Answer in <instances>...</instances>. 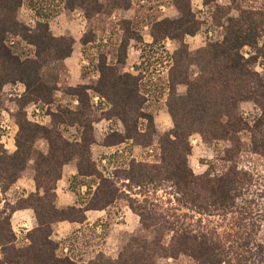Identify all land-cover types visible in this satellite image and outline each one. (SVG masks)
Masks as SVG:
<instances>
[{"label":"trees","instance_id":"16d2710c","mask_svg":"<svg viewBox=\"0 0 264 264\" xmlns=\"http://www.w3.org/2000/svg\"><path fill=\"white\" fill-rule=\"evenodd\" d=\"M237 1L231 0V4L237 7V18H228L230 8L218 7L216 0H202L203 6L212 11L214 25L222 28L224 35L221 41L190 52L183 40L186 36L196 35L201 24L196 20L189 1L173 0L177 16L156 22L151 28L154 45L165 39L181 43L172 56L173 66L168 73L166 107L173 129L160 136L158 159L152 163L132 159L124 169L120 167L110 174L107 170L99 171L96 164L90 162L80 175L92 179L97 185L95 191L91 193L88 187L89 200L83 202L78 199V205L58 210L55 207V190L61 178L60 169L74 149L89 151L95 143V124L111 119L121 122L124 136L111 134L104 141L106 146L131 141L133 146L147 149L149 145L139 143L142 137L139 121H148L147 130L153 134V119L143 113L145 99L139 91L140 78L119 75L117 68L109 65L103 55L97 59L99 79L95 86H68L65 61L72 56L74 40L67 36L55 37L47 21L49 16L43 11L39 17L44 20L37 22L35 28H28L17 18L22 0H0V91L10 84L25 86V92L17 101L18 112L15 115L18 129L16 151L9 154L0 145V190L4 194L10 192L30 161L34 162L36 184L35 194L19 199L15 204H6L0 211L3 254L0 264H154L158 257L177 260L181 256L188 257L193 264L249 262V257L244 258L241 252L248 254V247L253 245L256 237L254 233L237 236V240L232 238L230 242V238L223 241L219 234L216 238L199 229L205 217L233 215L235 210L241 211L240 207L237 208L239 202L242 206L246 202L255 205V198L248 190L254 175L252 170L242 167L241 162L248 157L264 162V102L256 101L262 95L248 97L252 86L260 87L262 94L264 92V85H261V79L264 83V7L244 8L237 5ZM64 6L71 12L75 9L84 12L87 27L79 42L85 48L97 41L94 25L97 21L111 19L116 11H129L132 3L131 0H64ZM120 32L122 56L118 63L121 64L126 60L130 41L137 38L130 30V22H121ZM13 38L34 48V57L22 58L14 54L8 46ZM246 48L248 57L243 54ZM257 65H261L262 78L254 71ZM193 66L198 69V76L191 81L189 70ZM182 86L186 88L184 96L177 93ZM90 89L102 100L98 106L106 109H96L92 105ZM57 92L76 99L78 105L74 108L58 106L56 111L48 112L50 128L28 120L25 109L29 105L50 107L55 104ZM244 102L253 103L259 110V116L252 123L238 114V106ZM4 108L5 104L0 100V110ZM61 128L80 131L81 143L66 140ZM244 134H248V142L243 141ZM193 135H199L206 145H232L224 152L223 162L227 168L218 176L211 178L209 173L201 177L193 175L188 166ZM41 140L48 144L47 154L35 146ZM150 189L155 193H169L173 203L199 217L198 226L190 222L185 227H176L177 222L167 221L154 210V206L149 208L146 195L150 194ZM41 191L43 196H40ZM118 201L127 203L131 213L138 217L144 234L130 238L116 259L98 253L86 263L77 262L71 256L79 238L72 236L63 243L52 240L54 225L84 224L86 212L107 210ZM28 209L33 211L37 227L27 236L30 245L16 249L11 217L17 211ZM247 217L250 218L251 214L244 216L245 219ZM149 235L154 236L151 242L147 240ZM165 237H169L167 245L164 244ZM227 241L229 247L225 249ZM257 247L262 253L263 246L259 244ZM229 253L234 257L229 258ZM262 259L260 264H264Z\"/></svg>","mask_w":264,"mask_h":264},{"label":"rangeland","instance_id":"374dc122","mask_svg":"<svg viewBox=\"0 0 264 264\" xmlns=\"http://www.w3.org/2000/svg\"><path fill=\"white\" fill-rule=\"evenodd\" d=\"M104 1V0H103ZM191 4L192 12L194 13L196 20L200 22V31L194 36H186L183 40L184 45L188 47L190 52H195L201 48H204L208 43H214L221 41L223 39L224 31L222 28L216 27L214 25L211 10L203 6L202 0H187ZM23 5L19 9L17 18L18 21L27 26L28 28H35L37 22H42L44 19L39 17L40 12H44L49 26L52 27L51 32L62 31L67 37L79 39L81 38L87 27V22L85 23L84 30L81 27L86 20L84 12L81 9H75L74 11H69L64 6V0H22ZM138 2H143L139 5ZM138 8L135 9V14L130 13L123 14L124 11H116L111 19L106 21H97L94 25L97 29V41L92 46H87L81 49L83 54L81 59H76V65L82 70L84 77L92 78V76L97 72V59L99 56L103 55L107 58V63L113 65L117 68V72L124 69V63H118L122 54L120 53V45L122 41V33L120 32L121 22H130V30L134 34L133 41L140 46L142 51L140 61L138 65H133L135 70H139L145 74V76L140 77L139 91L141 96L145 99V104L143 106V113L151 116L154 123L153 134L149 133L148 121L144 119L139 121V130L142 134L140 138L141 144L149 145L147 149L144 146L140 147L142 153L139 152L137 161L152 163L158 159L159 150L158 142L160 136L173 129V124L168 114L166 107V102L169 94L168 88V73L173 66L172 56L180 48L181 43L175 41V49H173L172 55H170L165 47L160 43L158 45H148L149 39L146 37L148 32H145L144 28L152 27L153 23L158 19H161L163 14H161L162 6L169 8L170 11L174 9L173 0H135ZM218 7L223 9H231L228 18H237L238 12L237 7L231 4V0H216L215 3ZM237 5L256 9L264 7V0H238ZM132 7V6H131ZM133 9V7H132ZM173 12V11H172ZM168 15V13H166ZM170 16V14H169ZM124 17L126 19H124ZM82 19V25L77 21ZM125 24H122L124 26ZM126 26V25H125ZM53 34V33H52ZM57 34V33H55ZM82 34V35H81ZM195 37V38H194ZM196 38L202 41L201 44H196ZM140 39V41L138 40ZM14 44L11 45L10 42L8 46L14 52V54L21 56L22 58H33L34 48L27 46L18 38L11 39ZM173 41V40H171ZM264 42V34L262 37V43ZM79 48V46L77 45ZM249 50L246 48L243 54L248 57ZM79 61V62H78ZM124 64V65H123ZM77 66V67H78ZM132 68V66H131ZM254 71L260 74L262 78L263 73L261 70V65H257ZM198 76V69L196 67H191L189 70V78L191 81L196 79ZM261 85L263 86V79H261ZM91 80L89 83H92ZM251 95L248 97H254V94L262 95L261 98L257 97L256 101L264 102V92L260 91V87L252 86ZM17 89L24 90L25 86L23 84H10L3 87L0 91V100L5 104V108L0 110V123L4 121L2 112H5L9 119L15 122V115L18 112L17 101L19 95L15 93ZM264 91V90H263ZM261 92V94H258ZM177 93L180 96L186 94L185 87H179ZM55 102H58L59 92L55 94ZM57 104V105H56ZM54 107H49L48 112L56 111L59 106L56 103ZM104 104V102H103ZM33 104L29 105L25 110L31 107ZM40 109L45 108L42 104H36ZM99 109H106L105 106H96ZM65 108V107H62ZM238 114L245 118L247 121L252 123L255 118L259 116V110L251 102H244L238 106ZM6 117V116H4ZM119 121V120H118ZM112 124L116 125V121ZM111 124V125H112ZM243 141L248 142V134L242 135ZM190 145L192 148L191 156L188 158V166L192 171L194 176L201 177L209 173L211 178L218 176L220 172L226 169V165L223 162L224 152L226 149L231 148L230 143H214L211 145H206L202 142L199 135H193L190 138ZM128 149V148H127ZM5 150V149H4ZM132 152V151H131ZM133 153H131L132 155ZM127 157V156H126ZM125 158V157H124ZM126 159V158H125ZM90 160V152L83 148L74 149L69 156L64 161L67 163H76L78 167L79 176L72 181V187L76 188L79 184L89 185L92 182L90 179H86L83 174L84 169L88 167ZM126 161L121 158L118 163L121 165ZM63 164V165H64ZM242 167L252 170L254 181L248 190L252 197L255 198V205H249L246 202L243 206L242 203L238 204L237 208L242 210H235L234 214H228L227 216L213 215L210 217H205L202 220V224L199 227L200 232L210 234L211 236L220 235V239L223 241L230 238H236L237 236H243L245 234L254 233V243L252 246L248 247V254L246 252H241L244 258L249 257V262L246 264H260V258H264V249L262 253L258 249L257 245L261 244L264 248V162L256 157H248L241 162ZM117 166V164H115ZM61 172V169H60ZM147 191V190H146ZM150 194L147 196V205L149 208H153L161 216L165 217L167 221L176 223V227H185L190 224L198 226L196 223L198 221V216L188 212L186 209H181L175 203H173L170 198L169 193L158 192L155 193L150 189ZM147 194V193H146ZM16 197L14 194L7 192L4 194L0 190V211L6 206V204L12 205ZM127 203L125 201H118L111 209L108 211L107 219L103 221L102 224H98L93 229H87L82 239L76 244V248H73V254L71 258L77 262H88L94 258L98 253L104 254L106 257L111 259H116L119 253L122 252L124 247L128 244L130 238L142 235L143 229L137 218L129 215L127 219L125 212L127 211ZM246 213H244V210ZM251 214V217L247 219L244 216ZM258 226V227H257ZM256 227L258 231L255 234ZM194 228V227H193ZM194 230V229H193ZM144 234V233H143ZM171 236V235H170ZM154 236L149 235L147 240L151 242ZM166 238V239H165ZM164 238V244L167 245L169 237ZM63 242V241H62ZM16 249H22L30 245V243L20 241L19 244H15ZM228 241L225 244V249H228ZM66 249V248H65ZM227 252V251H226ZM66 253V250H65ZM60 254V253H59ZM229 258H233L234 255L229 253ZM242 258V257H241ZM243 260V259H242ZM264 260V259H262ZM0 262H3V254L1 253L0 247ZM235 262V261H234ZM245 262L243 261L242 264ZM154 264H193V261L188 257L181 256L177 260L174 259H163L156 258ZM233 264H236L233 263Z\"/></svg>","mask_w":264,"mask_h":264},{"label":"crops","instance_id":"0c3cea01","mask_svg":"<svg viewBox=\"0 0 264 264\" xmlns=\"http://www.w3.org/2000/svg\"><path fill=\"white\" fill-rule=\"evenodd\" d=\"M169 1V0H168ZM171 1V0H170ZM198 1V0H197ZM132 7L129 11H124L123 14H135L134 8L137 9L138 5L135 3V0H131ZM199 3V1H198ZM138 4L142 5L143 2H138ZM174 7V5H173ZM162 16L161 19H158L156 22L162 21L164 19H172L177 16V11L174 7L173 10L170 11L169 8H166L165 6L160 7ZM173 11V12H172ZM168 13V15L166 14ZM170 14V16H169ZM124 19H126L124 17ZM85 20V19H83ZM79 24L82 23V19H79L77 21ZM154 22V23H156ZM86 21L83 23V26L81 27V30L85 27ZM153 23V24H154ZM82 25V24H81ZM153 26V25H152ZM152 28V27H151ZM151 28L149 31V27H145V32H148L146 37L149 39L148 45H153L154 41L151 36ZM50 30L52 31V27L50 26ZM55 37H61L66 36L62 33V31L58 32H52ZM57 33V34H55ZM82 35V34H81ZM195 38V37H194ZM74 47H73V53L72 56L65 61L66 67L68 68V86L72 88L77 87H93L97 83L99 79V74L96 72L92 78L84 77L82 70L79 68V66H75L77 63L75 62L76 59L79 60V57L81 59L83 54L81 52V45H80V39H74ZM195 43L201 44L202 41L198 40L196 38ZM161 44L165 47V50L172 55L173 49H175V41H171L169 39H165L161 42ZM79 46V48L77 47ZM156 46V45H155ZM141 49L140 46L137 45L136 42L133 40L130 41L128 49H127V55L125 62L126 65H124V69H122L119 72V75H131L133 77H143L145 76L144 73H142L139 70H135L133 68V65H138L141 57ZM79 62V61H78ZM132 66V68H131ZM168 77V76H167ZM93 81L92 83H89L90 81ZM140 83V81H139ZM89 94L92 96V105L96 107L100 101L99 97L93 94L92 90L90 89ZM59 101L55 102L59 104L60 107H70L74 108L78 105V102L76 99L67 97L63 93L59 92ZM57 96H55L56 98ZM54 105H51L50 107H54ZM57 105V104H56ZM28 118V115H27ZM29 120V118H28ZM114 121H116V125L112 124ZM112 124V125H111ZM41 126L50 128L51 127V118L49 116L44 117L40 123ZM17 126L16 129H14V139L8 141L7 144V152L9 154H13L16 151L15 147V136L17 134ZM62 134L64 138L72 143H81V133L78 132L75 128H61ZM113 133H117L119 135L124 136V128L120 121L117 119H111V120H102L99 123L94 125V139L95 143L90 147V160L91 162L95 163L99 171L107 170V173H112L114 170L119 169L120 167H123V169L126 167L127 163L130 160H136L138 159L139 152L142 153L140 150V147L133 146L131 141H126L125 143L121 145H110L106 146L104 145L105 139L110 136ZM36 148L41 151L44 154H47L48 152V144L46 141H37ZM128 148V149H127ZM132 151V152H131ZM131 153H133L131 155ZM127 156V157H126ZM126 159H125V158ZM123 158L126 162L123 164H119L118 161ZM145 162V161H144ZM117 164V166H115ZM105 174V173H104ZM79 176L78 174V167L76 163H67L64 164L61 168V178L56 184V200H55V207L58 210L67 209L69 207H74L78 205V199L83 200L85 202L86 200H89V197L87 196L88 187L91 189V193L95 191L96 186L93 182H90L89 185L86 184H79L76 188L72 187V181ZM35 178V170H34V162L30 161L26 167V170L22 173L20 180L17 181V183L11 188L10 193L14 194L16 197V200L14 199L15 204L17 200L19 199H26L31 194L36 193V184L34 181ZM86 179L91 178L85 177ZM40 196H43V192H40ZM116 204V203H115ZM114 204V205H115ZM113 205V206H114ZM112 207L108 208L104 211H88L85 213L86 221L84 224H70V223H59L53 226V235L52 240L56 243H63L67 241L72 236H76L77 238L82 239L81 236L87 231V229H93L95 226H98V224H102L104 220L107 219L108 211ZM125 215L127 219L129 218V215L136 217L131 213V211L127 208V211L125 212ZM139 221V219H138ZM11 229L15 236V244H19L20 241L27 242L28 241V234L34 230L37 227V222L34 216V213L32 210H21L15 212L11 217ZM63 241V242H62ZM66 250V249H65Z\"/></svg>","mask_w":264,"mask_h":264},{"label":"built area","instance_id":"2783aa9c","mask_svg":"<svg viewBox=\"0 0 264 264\" xmlns=\"http://www.w3.org/2000/svg\"><path fill=\"white\" fill-rule=\"evenodd\" d=\"M10 44L13 45L14 42L11 40ZM15 93H17L19 95L18 97L20 98L24 93V90L17 89ZM44 108L45 111L44 109H40L37 105H32L31 107H29L26 110L29 120L40 125L42 119L48 116L46 112L49 107L45 106ZM1 114L4 118V121L0 123V145L3 146L5 150H7L8 141L14 139V129H16V125L15 122L9 119L8 115L5 112H2Z\"/></svg>","mask_w":264,"mask_h":264}]
</instances>
